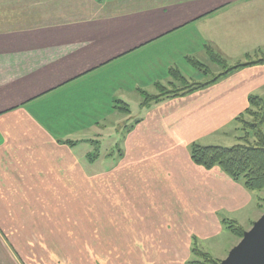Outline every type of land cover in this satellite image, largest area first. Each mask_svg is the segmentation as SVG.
Wrapping results in <instances>:
<instances>
[{
  "label": "crops",
  "instance_id": "crops-1",
  "mask_svg": "<svg viewBox=\"0 0 264 264\" xmlns=\"http://www.w3.org/2000/svg\"><path fill=\"white\" fill-rule=\"evenodd\" d=\"M63 2L0 0V264H26L11 240L94 238L100 246L40 243L28 264H75L73 255L104 264L107 253L191 264L198 242L231 233L225 222L250 230L262 216L258 194L196 165L191 147L237 133L249 98H264V64L184 97L144 105L142 92L171 82L157 81L164 60L192 66L187 57L208 58L207 45L229 60L262 50L264 0H162L92 16ZM58 13L64 21L41 19ZM111 134L112 155L93 159L90 147Z\"/></svg>",
  "mask_w": 264,
  "mask_h": 264
},
{
  "label": "trees",
  "instance_id": "trees-1",
  "mask_svg": "<svg viewBox=\"0 0 264 264\" xmlns=\"http://www.w3.org/2000/svg\"><path fill=\"white\" fill-rule=\"evenodd\" d=\"M205 50L212 62L221 66L224 70L226 69L223 74L217 75L209 83H197L187 79L178 68H170L169 74L172 80L168 85L157 83V94L154 95H150L144 91L142 92L144 105H149L153 102H160L164 99H175L187 96L196 91H200L207 86L215 84L224 75L230 72L247 66L264 64V53L262 50L255 53L254 59L253 56L247 54V61L239 62L235 66H230L228 61L221 54L217 53L212 46L207 45ZM188 61L197 71L205 75L209 74L210 69L200 61L193 58H188ZM257 107H259V112L257 116L253 115L255 118L254 122L248 124L249 122L244 119V114L250 113L252 108ZM116 108L127 112L129 111L128 106L120 101L116 102ZM245 113L241 114L237 118V121L242 125L243 131L252 132L255 139L254 144L249 143L250 141L247 139V135L244 140L245 144H237L233 147L202 146L194 144L191 147V158L196 165L204 167L207 170L219 167L234 181H243L246 188L250 191H261L264 190V98L251 96L249 98V108ZM96 156L97 155H94L93 159H95ZM225 225L232 234L239 239L243 238L245 230L236 222H225ZM193 254L203 260V262L198 261L197 264H218V260H214L212 255L205 253L198 248H194ZM191 264L196 263L192 262Z\"/></svg>",
  "mask_w": 264,
  "mask_h": 264
},
{
  "label": "rangeland",
  "instance_id": "rangeland-1",
  "mask_svg": "<svg viewBox=\"0 0 264 264\" xmlns=\"http://www.w3.org/2000/svg\"><path fill=\"white\" fill-rule=\"evenodd\" d=\"M104 1V8H99L96 10V7H94V5L96 3L93 2H98V0H64V2H66L68 5H76V6H80V7H84L83 11L81 12L82 15H87V16H92V14L96 13L97 11L105 13L106 15H109L111 13L114 12H122V11H126V10H131V9H135L137 6H141L142 4H159L162 2V0H102ZM164 1H169V0H164ZM174 1V0H172ZM63 2V3H64ZM62 5V4H61ZM61 5H59L60 7H62ZM46 10V9H45ZM21 10L18 9L16 12H20ZM44 11V10H41ZM97 14H101L98 13ZM63 14H57L56 16H51V15H47V16H43V14L41 15V19L44 20L45 22L48 21H55V20H61L64 21V15ZM67 19V18H66ZM263 53H264V48L262 49ZM218 53V52H217ZM255 53L256 52H249L247 54H250L251 56H253V59L255 58ZM207 54V53H206ZM247 54L245 53H241V54H236V57H232L235 60H229L228 58H225L228 61V64L231 66H235L236 64H238L239 62H245L247 61ZM187 58H192V57H187ZM186 58V60H187ZM196 59V58H193ZM198 60V59H196ZM181 62H179V65L177 66V68H179V70L184 73L189 79H194L193 81L198 82V83H209L210 81H212L214 79V77H216L219 74H223L225 72V70L217 65L216 63L212 62L209 57L206 59H199L198 61H201V63H203L206 67H208L209 70V74L205 75L199 71H196V68L188 65L185 61H182V59L180 60ZM169 61L168 60H164L162 61V71L160 73H158L159 76H157V81H161L165 78L171 79L170 75H169V69L170 66L167 64ZM256 66V65H254ZM248 67H252V66H247V67H243L241 69L244 68H248ZM240 70V69H238ZM237 71V70H236ZM198 72V76L196 77L194 76V74H196ZM155 76V75H154ZM153 76V78H154ZM168 76V77H167ZM144 77V76H143ZM142 77V78H143ZM114 104H110L109 107H112ZM97 107V106H96ZM94 107V108H96ZM109 109V108H108ZM111 110V109H110ZM107 108H104V111H100L101 115H104V117L106 119H111V117L113 118L112 115L108 114ZM113 110V108H112ZM252 111H250V113H245L244 114V119L245 121L249 122L248 124H251L254 122L255 118L253 117V115L257 116L258 112H259V107L257 108H252ZM113 113V112H112ZM134 113H136V110L134 111ZM116 117V116H115ZM110 124V123H109ZM238 131L236 134L228 136L227 139L223 142L224 144H222L221 146H226V147H233L237 144H245V136L247 137V139L250 141H248L250 144H254L255 139L252 135V132L249 131H243L242 130V125L238 122ZM247 127V126H246ZM99 129V128H98ZM113 131L112 127L110 126L108 128V132L109 134ZM107 132V131H106ZM263 132H264V127H263ZM111 135H106L104 142H103V146L99 147L100 143H98L96 145V147H90V153L92 154V157L94 155H106L108 153H112V144H114L113 140L109 137L112 136ZM115 138H118V136L116 134ZM113 135V138H114ZM99 140V139H98ZM97 140V141H98ZM92 143V142H91ZM92 145H94L92 143ZM112 155V154H111ZM102 161V160H101ZM91 165V164H90ZM94 166L91 170L93 171H97V167H95V164L92 165ZM98 166H102V163H100V165ZM105 167H108V164L105 165ZM252 192H256V194H258L259 196V208L262 211V215L264 213V190L261 191H252ZM73 214L76 217L81 216H85L83 212H81L80 208H76L73 207ZM90 221L93 219V221H95V216H91L89 214ZM237 223V222H236ZM255 223V222H254ZM238 224V223H237ZM240 227H242L240 224H238ZM243 226L245 225L246 229H249L250 224L248 222H243L242 224ZM254 225V224H253ZM252 225V226H253ZM91 226H93L94 230L96 229L97 223H89L88 224V230L92 231ZM243 228V227H242ZM244 229V228H243ZM246 229L245 232L247 231ZM234 235V234H233ZM231 233H226V235H222L221 237L217 238L216 240H210L208 242H198V244H196L201 251L203 252H207V253H212L211 255L213 256L214 260H218V264H220L223 260L222 259H226L230 253V251L238 245V243L241 241V239H239L237 236L235 237V235L233 236ZM96 237V236H95ZM13 242V244L15 246H13L10 242V247L11 249L15 252L18 250V252L20 253V255H14L15 257L17 256L18 259H20L22 261V259H25V263L28 264V258L31 256H27V252H28V248L31 247H39L40 243H44L46 245L49 246H78L80 247L81 245H84V242L87 241L88 244L92 247H97L100 246V240L94 238V239H72V240H61V239H57V240H53V239H47V240H11ZM44 241V242H43ZM198 248V249H199ZM44 257H48V256H44ZM64 257H68V256H64ZM74 258V263L75 264H84V260L82 261L81 259L85 256L82 255H73L72 256ZM89 257H96V256H89ZM102 262H104V264H130L132 262V258H134L135 256H129V255H114L112 253H107L104 255H99L98 256ZM193 263H196L198 261H202L203 260L201 258L196 257L195 255L193 256ZM90 264V263H88Z\"/></svg>",
  "mask_w": 264,
  "mask_h": 264
},
{
  "label": "water",
  "instance_id": "water-1",
  "mask_svg": "<svg viewBox=\"0 0 264 264\" xmlns=\"http://www.w3.org/2000/svg\"><path fill=\"white\" fill-rule=\"evenodd\" d=\"M220 264H264V213Z\"/></svg>",
  "mask_w": 264,
  "mask_h": 264
}]
</instances>
